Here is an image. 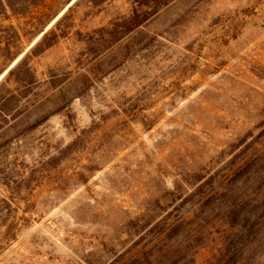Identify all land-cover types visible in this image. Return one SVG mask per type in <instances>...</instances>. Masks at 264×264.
Returning <instances> with one entry per match:
<instances>
[{
	"label": "rangeland",
	"instance_id": "rangeland-1",
	"mask_svg": "<svg viewBox=\"0 0 264 264\" xmlns=\"http://www.w3.org/2000/svg\"><path fill=\"white\" fill-rule=\"evenodd\" d=\"M72 1L0 15V264H264V0Z\"/></svg>",
	"mask_w": 264,
	"mask_h": 264
},
{
	"label": "trees",
	"instance_id": "trees-1",
	"mask_svg": "<svg viewBox=\"0 0 264 264\" xmlns=\"http://www.w3.org/2000/svg\"><path fill=\"white\" fill-rule=\"evenodd\" d=\"M4 1H5V0H0V15H2V14H6L7 11H8V9H11L10 4H9L8 2H4ZM59 25H60V23L57 24L56 28H57ZM135 26H137V24H136ZM56 28H55V29H52V30L49 32V34L46 33V34L44 35V37H43L41 43L43 42V40H44L45 38H47V36L52 35V34L54 33V31L56 30ZM41 43H40V44H41ZM8 48H9V46H8Z\"/></svg>",
	"mask_w": 264,
	"mask_h": 264
},
{
	"label": "bare ground",
	"instance_id": "bare-ground-1",
	"mask_svg": "<svg viewBox=\"0 0 264 264\" xmlns=\"http://www.w3.org/2000/svg\"><path fill=\"white\" fill-rule=\"evenodd\" d=\"M74 1H75V0H73L72 3H73ZM61 14H62V12L58 15L57 18H59V17L61 16ZM53 22H54V21H53ZM53 22H52V23H53ZM52 23H51V24H52ZM18 59H19V58H18ZM18 59H17V60H18ZM17 60L15 61V63L17 62ZM0 79H1V77H0Z\"/></svg>",
	"mask_w": 264,
	"mask_h": 264
}]
</instances>
